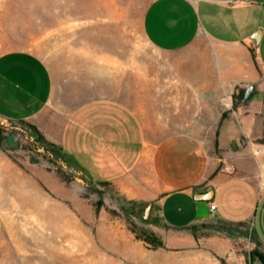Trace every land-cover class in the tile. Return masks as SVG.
Here are the masks:
<instances>
[{
    "label": "crops",
    "instance_id": "crops-1",
    "mask_svg": "<svg viewBox=\"0 0 264 264\" xmlns=\"http://www.w3.org/2000/svg\"><path fill=\"white\" fill-rule=\"evenodd\" d=\"M20 24L0 8V119L36 126L94 183L150 205L144 228L163 246L138 239L121 216L70 198L44 165L1 149L0 200L30 198L35 228L64 237L61 252L83 264H250L239 236L190 227L214 219L250 226L264 249V0H151L142 32L166 59L141 70L136 85L117 81L115 57L102 66L90 43L70 71L64 44L32 45ZM70 77L92 79L101 95L68 106ZM239 89L245 96L234 110ZM220 108L218 152L196 133L166 130L207 123Z\"/></svg>",
    "mask_w": 264,
    "mask_h": 264
},
{
    "label": "rangeland",
    "instance_id": "rangeland-1",
    "mask_svg": "<svg viewBox=\"0 0 264 264\" xmlns=\"http://www.w3.org/2000/svg\"><path fill=\"white\" fill-rule=\"evenodd\" d=\"M150 1L5 0L0 8L21 23L20 30L26 42L40 41L43 48L53 45L56 49L64 44L67 57L64 63L70 71L75 72L80 45L85 44L87 52L90 43L91 50L100 55L102 66L114 65L112 58L115 57L117 81L136 85L141 70H156L166 59L151 46L142 32V15ZM106 56L111 57L110 64L104 61ZM68 82L70 107L101 95L92 79L70 77ZM224 114L220 108L214 110L211 121L207 123L171 126L166 130L196 133L203 145L212 152H218L219 143L215 138L221 128V116L226 117ZM0 149L16 162L44 165L57 177L60 171L64 174L66 181L63 183L70 198L84 199L95 210L96 204L101 202L99 212L104 210L121 216L130 230L145 229V208L131 206L110 187L94 183L68 156L57 157L47 151L36 141L26 123L0 119ZM31 201L28 197H20L16 201L11 198L0 200V264H83L77 254L61 252L64 237L35 228V223L30 220V213L35 212L34 207H30ZM57 212L60 213L59 209ZM207 224L199 226L198 231L215 230L239 236L247 259L253 251L264 254L250 226L232 227L217 219Z\"/></svg>",
    "mask_w": 264,
    "mask_h": 264
},
{
    "label": "trees",
    "instance_id": "trees-1",
    "mask_svg": "<svg viewBox=\"0 0 264 264\" xmlns=\"http://www.w3.org/2000/svg\"><path fill=\"white\" fill-rule=\"evenodd\" d=\"M245 96V90L244 89H239L238 93H235L233 95V106L232 109H236L239 104L242 102V100L244 99ZM224 116H226L224 114ZM25 123V122H23ZM28 125V127L31 129V131L33 132V135L36 139V141L38 143H40L47 151H51L53 152V154L57 157H63L65 154L63 153V150L61 147H59L58 145H56L53 142H50L43 134L42 132L34 125L26 123ZM260 143L264 144V139H262L260 141ZM58 173V177L61 179L62 182H65L66 180L64 179V174L61 173L60 171L57 172ZM107 186V185H104ZM101 202L96 204V212H99L100 210V206H101ZM136 203H130L131 206H136ZM144 223H149L150 222V218H148L147 220H145L143 218ZM199 226H208V224L204 223L201 225H194L192 227H190V229L196 234L198 231ZM131 231L136 235V237L138 239H141L143 241H145L147 244H149L151 247L153 248H157V247H162L163 243L162 241H160V239H158L153 233L148 232L146 229H131ZM248 262L250 264H253L255 262H258L260 264H264V254L258 252V251H253L250 253L249 257H248Z\"/></svg>",
    "mask_w": 264,
    "mask_h": 264
},
{
    "label": "water",
    "instance_id": "water-1",
    "mask_svg": "<svg viewBox=\"0 0 264 264\" xmlns=\"http://www.w3.org/2000/svg\"><path fill=\"white\" fill-rule=\"evenodd\" d=\"M209 195L210 193H206V194H200L198 195L199 199H209ZM150 210H151V206L149 205L146 210H145V216L144 219L147 220L149 218L150 215Z\"/></svg>",
    "mask_w": 264,
    "mask_h": 264
},
{
    "label": "built area",
    "instance_id": "built-area-1",
    "mask_svg": "<svg viewBox=\"0 0 264 264\" xmlns=\"http://www.w3.org/2000/svg\"><path fill=\"white\" fill-rule=\"evenodd\" d=\"M215 208H216V207L213 205V206H212V211H215Z\"/></svg>",
    "mask_w": 264,
    "mask_h": 264
}]
</instances>
